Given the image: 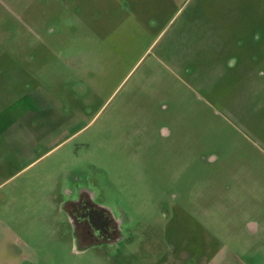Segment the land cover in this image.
Segmentation results:
<instances>
[{
  "label": "rangeland",
  "instance_id": "1",
  "mask_svg": "<svg viewBox=\"0 0 264 264\" xmlns=\"http://www.w3.org/2000/svg\"><path fill=\"white\" fill-rule=\"evenodd\" d=\"M0 128L36 264H264V0H0ZM78 171L122 240H72Z\"/></svg>",
  "mask_w": 264,
  "mask_h": 264
},
{
  "label": "flooded vegetation",
  "instance_id": "2",
  "mask_svg": "<svg viewBox=\"0 0 264 264\" xmlns=\"http://www.w3.org/2000/svg\"><path fill=\"white\" fill-rule=\"evenodd\" d=\"M161 134L169 135L165 129ZM73 181L71 187L65 189L61 201L72 229V240L83 250L122 240V230L130 221L124 210L118 204L113 209L110 205L96 202L94 191L88 181L82 179L81 171L74 175ZM247 232L256 234V226L250 225Z\"/></svg>",
  "mask_w": 264,
  "mask_h": 264
},
{
  "label": "crops",
  "instance_id": "3",
  "mask_svg": "<svg viewBox=\"0 0 264 264\" xmlns=\"http://www.w3.org/2000/svg\"><path fill=\"white\" fill-rule=\"evenodd\" d=\"M9 227L6 221H0V230H3L4 233L10 229ZM31 250V245L20 238L0 237V255L7 258V262L4 264H36L32 259Z\"/></svg>",
  "mask_w": 264,
  "mask_h": 264
}]
</instances>
